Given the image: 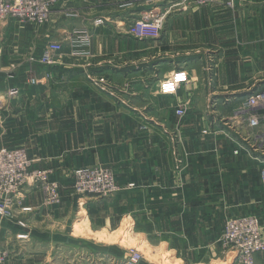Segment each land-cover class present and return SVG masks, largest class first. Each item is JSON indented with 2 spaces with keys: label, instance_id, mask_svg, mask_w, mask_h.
I'll use <instances>...</instances> for the list:
<instances>
[{
  "label": "crops",
  "instance_id": "obj_1",
  "mask_svg": "<svg viewBox=\"0 0 264 264\" xmlns=\"http://www.w3.org/2000/svg\"><path fill=\"white\" fill-rule=\"evenodd\" d=\"M176 1L60 0L46 26L0 24V147L24 148L61 193L48 208L27 186L22 205L0 218L5 264H126L131 249L140 264H236L220 239L227 220L244 216L260 220L264 239V150L245 142L251 131L237 113L264 91V0L192 11ZM166 11L159 39L127 34L133 21ZM97 19L108 24L95 28ZM84 32L90 46H71ZM50 42L65 49L45 68L35 60ZM178 69L187 80L166 91L161 82ZM46 72L54 78L30 85ZM87 72L110 75L115 94L100 93ZM181 103L190 107L182 118ZM95 165L112 169L121 195L74 194L71 171Z\"/></svg>",
  "mask_w": 264,
  "mask_h": 264
},
{
  "label": "built area",
  "instance_id": "obj_2",
  "mask_svg": "<svg viewBox=\"0 0 264 264\" xmlns=\"http://www.w3.org/2000/svg\"><path fill=\"white\" fill-rule=\"evenodd\" d=\"M180 1L181 3H178ZM60 0H0V24L2 22L19 21L38 27L46 26L52 20L54 7ZM239 0H177L172 7L185 4L187 9L222 4L228 9L235 10ZM167 14L150 12L133 21L127 28V34L135 39L150 40L161 36ZM69 16V15H68ZM108 24V21L97 19L93 22L95 28ZM72 38L74 46L89 47L91 34L84 32ZM64 45L60 42H50L45 46L37 60L45 68H53L61 62ZM88 49L73 52L74 57L90 56ZM36 61V60H35ZM52 77L51 73H44L43 77L30 79V85L36 86ZM18 91L9 92L15 96ZM175 113L180 118L186 110L178 107ZM238 116L251 132L252 137L245 142H253L254 150H264V91L248 96L244 105L237 111ZM238 117V118H239ZM49 171L33 169V163L28 158L24 148L0 147V218L12 216L15 206L22 205V195L25 187L32 186L41 190L43 206L53 207L61 203L60 186L50 180ZM264 182V169L261 171ZM74 193L82 198H108L124 190L116 181L111 169L102 166L78 168L73 171ZM132 188L133 186H127ZM23 211L30 209L23 208ZM21 226L26 227L21 223ZM260 220L254 216H244L229 219L223 229L220 243L225 251L235 253L236 264H254L255 256L264 252V239ZM9 253L0 249V264H5ZM143 255L137 249H131L126 264H140Z\"/></svg>",
  "mask_w": 264,
  "mask_h": 264
},
{
  "label": "rangeland",
  "instance_id": "obj_3",
  "mask_svg": "<svg viewBox=\"0 0 264 264\" xmlns=\"http://www.w3.org/2000/svg\"><path fill=\"white\" fill-rule=\"evenodd\" d=\"M178 3H181L180 1H178ZM224 6V5H223ZM225 7V6H224ZM179 8H184V6H180ZM227 8V7H226ZM236 8V7H235ZM195 9H197V8H195ZM195 9H193V8H191V9H187V11H192V10H195ZM231 10V9H230ZM161 37V36H160ZM160 37H158L157 39H159ZM157 39H150V40H145V41H148V42H153V41H155V40H157ZM69 42H70V45L71 46H74V41H73V39L70 37L69 38ZM65 49V48H64ZM208 52H209V61H208V69H210L211 70V72L212 73H214V75H216V69H217V67H218V64H219V59H220V56H219V52H218V49L217 48H211V49H209L208 50ZM37 60H38V58H36V62H37ZM107 63H109L108 65L110 66V59L109 60H107ZM96 72H87L85 75H86V77L88 78V80L90 81V83L100 92V93H102V94H106V95H108L109 96V98H110V93L112 92L113 94H115V92L116 91H113L112 90V88H110V79L107 77V76H110V75H107L106 77H105V73H96ZM52 75V77L50 78V79H52V78H54V74H51ZM187 80V76H186V73H185V70L184 69H178V70H175L173 73H171L170 74V76H168V77H166L164 80H163V82H161L162 84H160V85H162L164 88H166V91H172V90H175V89H178L179 88V85L181 84V83H183V82H185ZM113 94H111V95H113ZM178 107H182V108H184L185 110H186V114L188 113V111H189V109H190V107L188 106V104L187 103H181ZM185 114V115H186ZM184 115V116H185ZM183 116V117H184ZM234 116V112L232 111V115H231V117H233ZM231 117H229V118H231ZM182 118V117H181ZM235 121H229V122H227L226 123V126L227 127H234L235 126ZM232 130H234V129H232ZM252 135H253V132H248L247 133V135L245 136V137H248V136H250V137H252ZM249 137V138H250ZM246 139V138H245ZM247 143H250V142H247ZM95 166H102V167H104V168H108V169H110V167H106V166H103V165H95ZM95 166H93V167H95ZM78 169V168H77ZM76 170V169H75ZM112 170V169H111ZM74 171V170H73ZM73 171H71V174H72V176H73ZM113 172V171H112ZM114 174V173H113ZM114 177H115V175H114ZM116 179V178H115ZM74 181V180H73ZM117 181V180H116ZM134 187V186H133ZM73 192H74V182H73ZM123 192V190L122 191H120V192H118L115 196H113V197H108V198H115V197H117V196H119V195H121V193ZM75 194V193H74Z\"/></svg>",
  "mask_w": 264,
  "mask_h": 264
}]
</instances>
